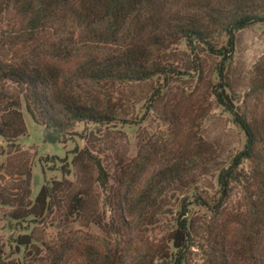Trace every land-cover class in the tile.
<instances>
[{"label":"trees","instance_id":"16d2710c","mask_svg":"<svg viewBox=\"0 0 264 264\" xmlns=\"http://www.w3.org/2000/svg\"><path fill=\"white\" fill-rule=\"evenodd\" d=\"M156 5V0H0V24L6 27L1 29V42H30L35 48L31 51V64L24 67L0 62V82H14L33 119L49 129L54 140H59L79 122L131 123L122 117L123 104L117 101L109 111L82 101L76 90L80 84L119 86L150 82L152 90L144 99L147 108L156 111V97L175 73L156 60V50H167L171 43L185 39L193 52L205 47L219 55V80L212 84L211 91L246 136L243 147L227 165L218 164L213 151L203 154L192 137L178 139L172 156L158 162L155 136L142 139L136 157L122 160L116 185L108 188V180L103 178L104 168L87 148L78 152L75 159L84 168L97 170V180L104 189H110L107 198L110 218L107 222L101 219L96 222L102 229L126 239L123 242L127 248L120 246L119 256L125 250L130 251L131 230L138 223H157L158 217L167 211L170 191L193 187L191 195L187 192L180 200L174 229L168 232L170 244L157 249L156 264H189L188 254L196 243L198 231L189 215L195 204L212 213L205 222L208 237L214 242L205 247L209 249L207 264H264V108L261 116L250 118L244 108L235 105L226 69L235 51L238 33L264 23V0H217V4L207 0L205 18L187 20L169 19ZM216 33L227 36L225 44L217 45ZM94 43L119 48L102 58L82 60L83 51ZM40 46L44 50L38 53L36 47ZM43 53V60L35 59ZM69 62L78 65L72 72L69 66L63 65ZM194 70L201 72L202 68L197 64ZM156 75L163 78L161 89H156ZM256 94H264V66L261 65L255 68L246 96ZM19 105L16 100L0 113V135L13 138L25 131ZM197 172L217 173V196L202 195L198 190ZM59 185L62 187V181L55 182L51 188L42 186L33 203L16 208L11 216L21 219L44 215ZM234 195H237L238 207L227 211ZM89 196L90 191L85 188L72 193L67 204L68 215L84 216ZM94 216L100 218L99 213ZM231 224L238 226V235L233 238H229ZM38 241L32 232L19 234L15 239L16 249L18 252L25 249V252L16 258H5L0 247V264H41L39 260L43 256L39 260L36 256L31 258L34 252L37 256L41 252ZM73 247L71 243L58 255H50L49 264L69 263L75 253ZM90 256L92 264H106L104 259H109L108 255L103 260L97 254Z\"/></svg>","mask_w":264,"mask_h":264},{"label":"rangeland","instance_id":"374dc122","mask_svg":"<svg viewBox=\"0 0 264 264\" xmlns=\"http://www.w3.org/2000/svg\"><path fill=\"white\" fill-rule=\"evenodd\" d=\"M206 1L156 0V6L169 19H202L206 15ZM211 2L217 4V0ZM2 28H6L4 23L0 24V33ZM215 36L218 46L226 43L224 33H216ZM14 42L4 44L0 39V62L14 67L31 64V51L35 48L30 42ZM118 48L113 44L94 43L83 51L82 60L87 57L102 58ZM43 50V46L36 47L38 53ZM44 57L43 53L35 59L43 60ZM156 60L175 72L169 77V84L162 89L160 96L156 97V111L149 110L144 99L152 90L150 82L119 86L80 84L76 90L82 101L103 111H109L117 101L123 104L122 117L131 123L114 121L94 125L79 122L59 140H54L51 131L33 119L24 99L19 97L20 91L14 82H0V113L19 100L18 108L26 124L25 131L17 137L0 135V247L5 258L23 255L25 249L18 252L15 239L19 234L32 232L39 240L41 252L38 256L34 252L31 258L36 256L39 260L43 256L39 260L41 264H49L50 255H58L71 243L76 249L67 264H92V253L97 254L99 260L108 255L109 259L103 261L106 264H117L120 260V264L158 262L157 251L170 244L168 232L174 229L180 200L187 192L191 195L193 187L170 191L166 200L167 211L158 217L157 223H138L131 230L130 251L125 250L119 256L121 248H127L123 242L126 239L102 229L96 222V219L107 222L110 218L111 210L107 204L110 189L102 187L97 180L98 171L84 168L75 159L76 154L87 148L104 168L106 174H103V178H107L110 188L116 185L122 160L130 161L137 156L142 139L149 140L156 136V159L161 162L172 156L178 139L192 137L203 154L213 151L215 160L222 166L227 165L243 147L246 136L235 123L233 115L211 91L212 84L219 80V55L212 54L205 47H198L193 52L186 40L182 39L171 43L167 50H156ZM197 64L202 68L201 72L194 70ZM63 65L69 66L70 72L78 66L77 62ZM260 65L264 66V23L254 24L238 33L235 51L226 66L229 92L234 103L244 108L250 118L261 116L264 108V94L246 96L255 68ZM162 85V76L156 75V89H161ZM197 180L198 190L203 196H217L216 172L205 175L197 172ZM58 181H62V187L59 185L54 191L52 205L44 215L21 219L11 216L16 208H26L33 203L42 186L51 188ZM81 188L90 191L86 211L84 216H70L67 212L69 197ZM237 199V195H234L228 202L227 211L238 207ZM96 213L100 214V218L94 216ZM189 215L195 220L198 231L195 233L196 243L188 254V262L207 264L209 249L205 247L214 242L208 237L205 222L210 220L212 213L195 204L191 206ZM237 235L238 226L231 224L229 238ZM114 252L117 253L115 257L112 256Z\"/></svg>","mask_w":264,"mask_h":264}]
</instances>
